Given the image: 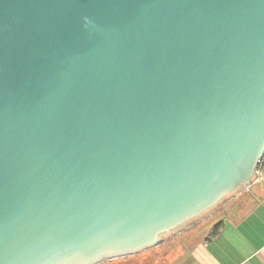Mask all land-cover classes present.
Segmentation results:
<instances>
[{
	"label": "water",
	"instance_id": "95a60500",
	"mask_svg": "<svg viewBox=\"0 0 264 264\" xmlns=\"http://www.w3.org/2000/svg\"><path fill=\"white\" fill-rule=\"evenodd\" d=\"M264 153V0H0V264L166 242Z\"/></svg>",
	"mask_w": 264,
	"mask_h": 264
},
{
	"label": "crops",
	"instance_id": "0c3cea01",
	"mask_svg": "<svg viewBox=\"0 0 264 264\" xmlns=\"http://www.w3.org/2000/svg\"><path fill=\"white\" fill-rule=\"evenodd\" d=\"M209 222L188 264H264V165L254 182ZM220 224L217 234L211 235Z\"/></svg>",
	"mask_w": 264,
	"mask_h": 264
},
{
	"label": "rangeland",
	"instance_id": "374dc122",
	"mask_svg": "<svg viewBox=\"0 0 264 264\" xmlns=\"http://www.w3.org/2000/svg\"><path fill=\"white\" fill-rule=\"evenodd\" d=\"M226 202L225 205L228 204ZM223 210L216 211L198 222L194 227L169 239L166 243L142 250L134 255L105 260L99 264H188L193 248L198 245L202 233L211 220L221 216Z\"/></svg>",
	"mask_w": 264,
	"mask_h": 264
},
{
	"label": "flooded vegetation",
	"instance_id": "af4514ba",
	"mask_svg": "<svg viewBox=\"0 0 264 264\" xmlns=\"http://www.w3.org/2000/svg\"><path fill=\"white\" fill-rule=\"evenodd\" d=\"M244 182L245 180H243L242 178L238 181L233 182L227 188V190L221 192L220 196L216 200L212 201L208 205H205L201 209V211L197 213L196 216L191 217L188 220L184 221L183 223L177 225L176 227H174L172 231H167L163 233L160 237L166 240L167 242L169 239L175 237L176 235L181 234L187 231L188 229L194 227L198 222L205 219L210 214L216 211L223 210L226 206L225 205L226 202L233 199L237 194H239L243 190Z\"/></svg>",
	"mask_w": 264,
	"mask_h": 264
},
{
	"label": "trees",
	"instance_id": "16d2710c",
	"mask_svg": "<svg viewBox=\"0 0 264 264\" xmlns=\"http://www.w3.org/2000/svg\"><path fill=\"white\" fill-rule=\"evenodd\" d=\"M220 224H217L214 226V228L212 229L211 235H215L218 233L219 229H220Z\"/></svg>",
	"mask_w": 264,
	"mask_h": 264
},
{
	"label": "built area",
	"instance_id": "2783aa9c",
	"mask_svg": "<svg viewBox=\"0 0 264 264\" xmlns=\"http://www.w3.org/2000/svg\"><path fill=\"white\" fill-rule=\"evenodd\" d=\"M263 165H264V153H263V155H262V157H261V159H260V161H259L257 171H258V169L261 168Z\"/></svg>",
	"mask_w": 264,
	"mask_h": 264
}]
</instances>
